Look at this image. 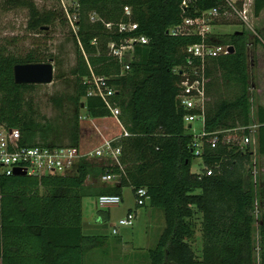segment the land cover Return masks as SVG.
Here are the masks:
<instances>
[{"label":"trees","instance_id":"1","mask_svg":"<svg viewBox=\"0 0 264 264\" xmlns=\"http://www.w3.org/2000/svg\"><path fill=\"white\" fill-rule=\"evenodd\" d=\"M78 1V29L76 33L69 29L76 54V63L70 69L77 80L72 100L81 108L84 99L83 106L91 118L83 119L77 112L65 135L57 123L39 118L32 101L26 102L24 98L25 92L36 84L16 83L13 69L18 63L46 62L44 55L32 49L25 56L16 57L0 45V124L18 128L25 145L76 146L81 152L102 143L97 128L106 138L120 135L121 129L104 102L87 96L88 85L83 80L90 75L91 68L117 89L114 100L129 136L116 142L122 149L120 161L125 171L119 184L90 189L97 191L98 196L121 197L124 187H131L133 192L140 187L147 189L146 204L162 208L165 218L157 244L148 250L150 264H255L256 218L259 264H264V211L255 215L258 203L264 204V186L258 189L254 181L246 183L245 179L253 166L252 150L242 152L225 145H205L201 155L203 169L200 173L192 172L196 156L192 151L193 136L184 127L187 112L177 102L180 76L173 68L183 64L184 48L200 38L173 37L168 30L182 18L196 17L212 8L222 13L229 7L227 1ZM126 6L131 8V15L125 13ZM18 8L28 11L30 30H46L56 18H63L57 9L39 8L34 0H0L2 12ZM92 12L115 24L131 19L138 23L132 34L148 37L147 44L137 46L136 59L127 72L121 74L119 62L108 55L107 49L108 41L119 43L124 35L117 29L107 31L102 22H90ZM253 13L254 17H261L264 0H254ZM62 22L68 24L65 19ZM261 24L255 26V36L246 28L232 34H211V43L233 46L234 51L210 59L207 73L210 77L220 75L234 96L207 103L205 118L207 132L256 124V153L264 155V104L259 102L253 111L248 62L250 45L256 57L257 53L260 56L258 62L264 61V20ZM63 100L57 96L52 102L61 108ZM85 124L94 134L87 147H83ZM110 124L117 132H112ZM204 167L212 168V174L207 175ZM106 169L121 172L117 166H104V162L94 165L82 161L67 175L0 176V264H85L87 251L102 246L106 236L83 232L81 190L88 187V177L100 176ZM196 211L202 215L201 257L193 248L197 229L192 217Z\"/></svg>","mask_w":264,"mask_h":264},{"label":"built area","instance_id":"2","mask_svg":"<svg viewBox=\"0 0 264 264\" xmlns=\"http://www.w3.org/2000/svg\"><path fill=\"white\" fill-rule=\"evenodd\" d=\"M37 4V1L34 0ZM46 2L47 0H38ZM59 6L63 18L70 25L73 32L78 29L80 4L78 0H53ZM227 3L237 12L241 21L250 26L253 15L254 0H243V9H235L233 3L227 0ZM38 5V4H37ZM186 6V2L182 3ZM127 15H131V8L124 7ZM220 11L218 8L202 12L196 17L182 18L181 22L171 26L168 30L170 36H197L200 41L193 43L184 48V62L173 68L174 72L180 76L177 83L178 104L186 110L184 116V127L190 132L194 131L192 141V151L196 156H201L204 152L205 145L210 148H216L218 145L234 147L238 151L246 152L251 149L254 153L256 150V128L257 125L242 126L238 125L230 128H219L212 132L206 130L205 111L208 102L207 86L209 77L207 73L208 61L230 53V45L213 44L210 42L212 28L215 25L216 17ZM90 22H102L107 31L117 29L124 37L119 43L110 40L107 43L108 55L116 59L121 66V74L131 69L132 62L136 59V48L138 45L147 44L148 37L145 35L132 34L138 29V23L135 21L105 22L95 12L89 15ZM97 40H93L96 44ZM90 75L84 78L83 82L88 85L87 96L100 98L109 112V115L117 122L121 129V134L106 138L102 135L100 129L98 132L103 136L102 143L87 152H81L76 146H44V145H25L21 139V133L18 128L8 127L0 124V176L15 175V171L25 172L27 176L43 177L54 175H67L73 173L77 165L82 161L104 162V166H117L121 172L115 173L106 169L100 175V179L105 183L119 184L123 175L124 168L121 164L120 157L122 153L121 146L116 142L122 136H129L120 120L121 110L114 100L117 89L108 83V78L96 75L90 68ZM91 118V117H90ZM88 118V119H90ZM83 119H86L83 118ZM195 121L200 122V130L197 132L192 128ZM191 127L188 128V125ZM207 175L212 174L213 169L204 167ZM200 173V172H199ZM135 209L144 206L149 199L147 189L138 188L133 192ZM123 201L120 195L101 194L97 197L99 208H111L117 206ZM136 218V210H129L127 213L118 218L115 224L111 225V234L118 235L124 227L131 228Z\"/></svg>","mask_w":264,"mask_h":264},{"label":"rangeland","instance_id":"3","mask_svg":"<svg viewBox=\"0 0 264 264\" xmlns=\"http://www.w3.org/2000/svg\"><path fill=\"white\" fill-rule=\"evenodd\" d=\"M36 1L39 8L57 9L59 14L62 15L60 8L55 1ZM230 1L232 3L234 2L233 5L235 9H243V0ZM228 6L229 7L224 8V11L219 13L216 17L219 25H225L218 27V29L217 27H214L213 29L215 32L217 29V34H232L246 28L252 36H255L254 28L257 23L261 24L264 20V13L261 14L259 19L252 16L250 21L251 27H247L237 15L236 10H234L229 4ZM27 17L28 11L26 9L18 8L11 11H0V45L5 46L7 52L16 57H23L29 50L35 49L42 52L46 59L45 61L53 59V82L49 84H36L35 87L30 88L25 92L24 98L26 102L32 101L34 111L39 118L57 123L60 132L65 135L71 127L73 116L77 112L81 118L91 117L85 105L83 106L84 99L81 100V108H78L72 100L76 93L77 80L70 74V69L76 63L75 45L69 30L71 28L69 24L62 22L65 18H56V20L50 25L51 27H48L46 30H30L27 26ZM262 27L264 29V26ZM253 48V46H250V51L248 53L250 81L252 83V107L257 104V98H264V61L263 63L258 62L257 58L260 60V56L257 53L256 57ZM262 52L264 54V50ZM262 64L263 67L261 68ZM212 95L215 96L216 101L218 100L217 97L220 99L223 98L222 96H225L226 98L233 97L234 91L228 89L219 95L216 93V88H213ZM57 96H62L64 98L61 108L56 107L52 102L53 97L56 98ZM212 102H214V99H210L208 103L211 104ZM111 126L112 132H117V128L113 127V124H110V127ZM87 128V124L82 125V133L84 135L83 147H87L88 141L94 136L93 132ZM192 128L198 134L200 130V122H193ZM187 133L195 135L194 131L190 132L187 130ZM108 134L110 135L111 133ZM101 138H103L102 135ZM254 160L255 165L252 166L250 170L251 173L248 172L245 174V179L246 183H253L254 181V183L257 184L256 187L259 189L264 186V156L256 153L252 158V161ZM92 164L96 165L97 162H92ZM202 169L203 163L201 156H195L192 160L191 171L199 173ZM86 183L88 187L81 190L83 232L85 234L96 236H106V238H109L111 241L106 240L102 246L94 247L87 251L85 255V264H150L148 250L157 244L159 236L165 227L163 209L151 207L149 204L139 207L138 211H136V218L133 227H124L120 230L124 232V240H127V242L123 243L120 251L114 246L111 225L115 224L118 218L125 215L126 204H134L133 190L129 186L124 187L122 189L123 201L120 204L108 209L99 208L97 205L98 193L97 191L90 189V187H105L114 184L102 182L99 175L97 177H88ZM258 205V207H262V209L258 208L256 210V216H258L260 210L264 211V204L263 206H260L258 203ZM132 210H136L135 205ZM106 213L109 214V218H102L101 215H106ZM192 221L195 228L201 231V213L196 211L192 217ZM258 222L256 218L254 232L256 246L255 264H259ZM89 225H92V228H89ZM111 242L113 245L110 247ZM140 247L145 249L141 250L139 249ZM193 248L195 252H198L196 246H193Z\"/></svg>","mask_w":264,"mask_h":264},{"label":"water","instance_id":"4","mask_svg":"<svg viewBox=\"0 0 264 264\" xmlns=\"http://www.w3.org/2000/svg\"><path fill=\"white\" fill-rule=\"evenodd\" d=\"M229 51L233 52L234 47L230 46ZM13 73L16 83L49 84L53 82L54 66L52 59L46 62L18 63L14 66ZM190 127L191 124L188 125ZM15 175H25V172L17 170Z\"/></svg>","mask_w":264,"mask_h":264},{"label":"crops","instance_id":"5","mask_svg":"<svg viewBox=\"0 0 264 264\" xmlns=\"http://www.w3.org/2000/svg\"><path fill=\"white\" fill-rule=\"evenodd\" d=\"M223 25H225V24H221V25H219V23H217V21L215 22V25L213 26V28L214 27H217V29H218V27H220V26H223ZM212 28V34H215V35H217V33H218V30L216 29V32H215V30ZM251 46V45H250ZM208 77H209V82H208V86H207V95H208V99L210 100V99H214V102H213V104L215 103V96H213L212 95V92H213V88H216V93L217 94H221V93H223L225 90H228L227 88L229 87H227V85H224L223 84V81H222V79L220 78V75L218 76V77H210L209 75H208ZM227 87V88H226ZM258 93V92H257ZM261 93H263V92H261ZM221 97V96H220ZM223 97V96H222ZM225 97V96H224ZM217 99H219V97H217ZM258 100H257V104L259 103V102H262V104H264V98H257ZM209 100H208V102H209ZM207 102V103H208ZM257 104L254 106V107H252V109H253V111H255V108H256V106H257ZM253 153V152H252ZM256 154V150H255V152L252 154V158H253V156ZM261 156H264V155H261ZM203 163V162H202ZM255 165V160L253 161V166ZM122 199H123V196H122ZM134 208V204H126V212H125V214L127 213V211H129L130 209H133ZM136 211H138V208L136 209ZM107 214L108 213H106V215L105 214H102L101 216H102V218H106V216H107ZM107 218H109V214H108V217ZM89 228H92V225H89ZM113 239H114V246L117 248V249H119L120 251H121V247H122V245H123V243H125V242H127V240H124V232H122V231H120L119 232V234L118 235H113ZM106 240H108V241H111L109 238H105V241ZM202 243H203V240H202V234H201V231H199V230H197V232H196V240H195V242L193 243V246H196L197 248H198V252L196 251V255L197 256H199V257H201V250H202ZM105 245H106V243H105ZM113 245V243L111 242L110 243V247ZM139 249H141V250H144L145 248H143V247H140ZM122 253V252H121Z\"/></svg>","mask_w":264,"mask_h":264}]
</instances>
